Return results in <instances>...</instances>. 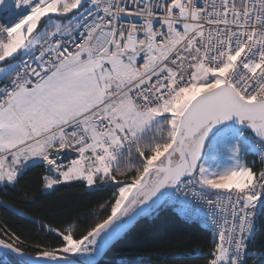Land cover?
Masks as SVG:
<instances>
[{"label": "snow or ice", "instance_id": "obj_1", "mask_svg": "<svg viewBox=\"0 0 264 264\" xmlns=\"http://www.w3.org/2000/svg\"><path fill=\"white\" fill-rule=\"evenodd\" d=\"M0 79V189L29 167L45 189L116 186L107 214L79 235L50 227L59 243L34 255L0 225L20 264H77L139 217L193 220L199 204L216 225L208 264H249L264 224V0H0Z\"/></svg>", "mask_w": 264, "mask_h": 264}, {"label": "trees", "instance_id": "obj_2", "mask_svg": "<svg viewBox=\"0 0 264 264\" xmlns=\"http://www.w3.org/2000/svg\"><path fill=\"white\" fill-rule=\"evenodd\" d=\"M259 168L256 156L251 154ZM44 169L29 167L14 187L0 189V225L17 234L24 251L34 255L33 245L56 246L59 241L51 228L74 226L76 235L95 223L113 200L115 185L96 186L95 190L73 181L44 191ZM5 205L7 207H5ZM2 235V233H0ZM212 232L205 226L179 217L174 210L160 208L143 216L118 242L109 248L97 264H208L214 246ZM264 252V224L249 243L253 256L249 264ZM20 264V258L3 251L0 264Z\"/></svg>", "mask_w": 264, "mask_h": 264}, {"label": "built area", "instance_id": "obj_3", "mask_svg": "<svg viewBox=\"0 0 264 264\" xmlns=\"http://www.w3.org/2000/svg\"><path fill=\"white\" fill-rule=\"evenodd\" d=\"M24 59H30V57L23 56V57L17 59L15 62L17 64H21V62ZM7 82L8 81H6L4 83H7ZM4 83H2V84H4ZM256 159H257V164L260 167V159H259V157L256 156ZM180 198L181 199H189V200H191V193H189L187 197H184L181 194ZM207 198L208 199H213V200L217 199L215 192H209L207 194ZM198 206L202 207L203 208V211H201L199 213L198 218L193 219V220H189V221H192V222L198 223V224H200L202 226H205L207 229H209L212 232L213 236L215 237V228H216V225L213 223V214H212V211L209 210L206 205L199 204ZM163 208H168V209L174 210L171 207H162V209ZM81 264H84V263H81Z\"/></svg>", "mask_w": 264, "mask_h": 264}, {"label": "rangeland", "instance_id": "obj_4", "mask_svg": "<svg viewBox=\"0 0 264 264\" xmlns=\"http://www.w3.org/2000/svg\"><path fill=\"white\" fill-rule=\"evenodd\" d=\"M254 155V154H252ZM256 156V155H254ZM245 162H247L249 165H254V159L251 157V154L247 155L246 157H244ZM3 254V250L0 249V255ZM96 256V255H95ZM95 256L92 257H69V259H75L77 261V264H80V262H83L85 260H92Z\"/></svg>", "mask_w": 264, "mask_h": 264}, {"label": "water", "instance_id": "obj_5", "mask_svg": "<svg viewBox=\"0 0 264 264\" xmlns=\"http://www.w3.org/2000/svg\"><path fill=\"white\" fill-rule=\"evenodd\" d=\"M142 217H143V216H142ZM142 217H139V218L137 219V221L131 226V228H132V227H133V226H134V225H135V224H136V223H137ZM131 228H130V229H131ZM130 229H129V230H130ZM129 230H128V231H129ZM125 234H126V233H125ZM125 234H124V235H125ZM124 235H123V236H124ZM123 236H122V237H123ZM122 237H121V238H122ZM121 238H120V239H121ZM120 239H118L117 241L113 242V244H112L111 246H113V245H114L116 242H118ZM111 246H109V247H108L107 249H105L103 252H101V253H99L98 255H96L92 260H95V262H96V264H97V262H98V261H99V260L105 255V253L109 250V248H110ZM2 250H3V249H2ZM3 251L8 252V251H6V250H3ZM8 253H11V252H8ZM11 254H14V253H11ZM14 255H16V254H14ZM25 255H30V254H28V253L25 252Z\"/></svg>", "mask_w": 264, "mask_h": 264}, {"label": "crops", "instance_id": "obj_6", "mask_svg": "<svg viewBox=\"0 0 264 264\" xmlns=\"http://www.w3.org/2000/svg\"><path fill=\"white\" fill-rule=\"evenodd\" d=\"M21 57H23V56H18V59L21 58ZM4 82H6V80H2V79H0V84H2V83H4ZM62 184H68V183H62ZM55 187H56V186H55ZM51 190H52V189H45V188H44V191H45V192H49V191H51Z\"/></svg>", "mask_w": 264, "mask_h": 264}, {"label": "clouds", "instance_id": "obj_7", "mask_svg": "<svg viewBox=\"0 0 264 264\" xmlns=\"http://www.w3.org/2000/svg\"><path fill=\"white\" fill-rule=\"evenodd\" d=\"M81 264V263H80Z\"/></svg>", "mask_w": 264, "mask_h": 264}]
</instances>
